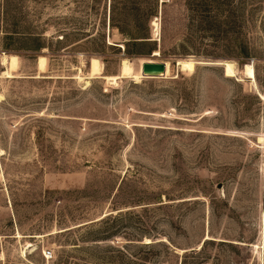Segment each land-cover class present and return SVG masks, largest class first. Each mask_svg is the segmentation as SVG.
<instances>
[{
	"label": "rangeland",
	"instance_id": "obj_1",
	"mask_svg": "<svg viewBox=\"0 0 264 264\" xmlns=\"http://www.w3.org/2000/svg\"><path fill=\"white\" fill-rule=\"evenodd\" d=\"M135 2L133 43L108 0H0V264H264V0H228L219 39ZM123 59L139 79H105Z\"/></svg>",
	"mask_w": 264,
	"mask_h": 264
},
{
	"label": "trees",
	"instance_id": "obj_2",
	"mask_svg": "<svg viewBox=\"0 0 264 264\" xmlns=\"http://www.w3.org/2000/svg\"><path fill=\"white\" fill-rule=\"evenodd\" d=\"M187 6L195 11V21L203 31L211 30V36L215 39H219V37L225 38L227 36L230 15L228 0H187ZM108 10L109 25L118 28L120 32L126 34L129 38L128 41L134 43L140 41L138 40L139 37H145L137 36L138 24L135 23L133 13H135L136 10H140V5L139 3L137 4L135 0L133 2H131V0H108ZM125 11L127 14L123 16ZM157 13L158 0H151L150 9L148 13H146V18L157 15ZM80 32L81 31L77 30V33H73L80 34ZM63 37L64 35L62 38ZM156 50L157 49L154 51Z\"/></svg>",
	"mask_w": 264,
	"mask_h": 264
},
{
	"label": "bare ground",
	"instance_id": "obj_3",
	"mask_svg": "<svg viewBox=\"0 0 264 264\" xmlns=\"http://www.w3.org/2000/svg\"><path fill=\"white\" fill-rule=\"evenodd\" d=\"M156 19H157V17L152 21V25L155 27L154 28L155 31L158 30V22L156 21ZM154 52H155L154 54H158L157 51H154ZM17 60H18V58L16 55H10L7 57L3 56L2 62L7 63V69L5 71H3L2 73H5L6 75H9V76L10 75L13 76V74L10 72V69L13 68L15 65H18V64H16ZM45 61H46V58L44 56H39L37 58L36 65H37L38 70H40V71L45 70L44 69L45 68ZM164 62H165V72L162 76H167L169 74L170 63L168 61H164ZM223 64L225 65V69H226L224 72L225 75H229V76L235 75L236 69H235L234 63H232L230 61H225V62H223ZM177 65L179 66V69H181V70L182 69L183 70H192L195 67V61H193L192 59L179 60L177 62ZM101 68H102V65L97 58H95V57L90 58L88 77H95V75L97 76V74L101 72ZM141 72H142V70H141ZM243 73L246 74L250 78H254V70L249 65L244 67ZM142 75H143V73H142ZM103 76L105 77V79H107L111 83H112V81L114 82L116 80V78L119 76H122V77L123 76H125V77L131 76L135 80L139 79V77L137 75H134L131 63L127 59H123L121 61L118 75H103ZM143 77H151V76L143 75ZM85 82H86L85 85L87 83H89L87 79L85 80ZM114 83H116V81ZM259 139L264 140V138H262V137H259Z\"/></svg>",
	"mask_w": 264,
	"mask_h": 264
},
{
	"label": "water",
	"instance_id": "obj_4",
	"mask_svg": "<svg viewBox=\"0 0 264 264\" xmlns=\"http://www.w3.org/2000/svg\"><path fill=\"white\" fill-rule=\"evenodd\" d=\"M177 60H176V63H177ZM194 61H195V64H220L222 65L224 72L226 70L225 65L223 64L224 60L223 61H212V60L196 59ZM141 70H142L143 75L145 76H162L165 72V62L146 60V61H143L141 65Z\"/></svg>",
	"mask_w": 264,
	"mask_h": 264
},
{
	"label": "built area",
	"instance_id": "obj_5",
	"mask_svg": "<svg viewBox=\"0 0 264 264\" xmlns=\"http://www.w3.org/2000/svg\"><path fill=\"white\" fill-rule=\"evenodd\" d=\"M52 250L50 248H47L46 250H44V255L48 256L51 255Z\"/></svg>",
	"mask_w": 264,
	"mask_h": 264
}]
</instances>
